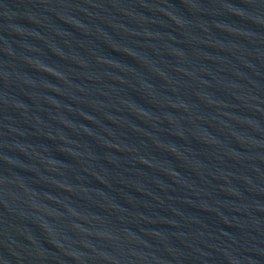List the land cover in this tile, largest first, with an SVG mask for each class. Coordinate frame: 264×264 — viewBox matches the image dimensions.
<instances>
[{
  "label": "water",
  "instance_id": "1",
  "mask_svg": "<svg viewBox=\"0 0 264 264\" xmlns=\"http://www.w3.org/2000/svg\"><path fill=\"white\" fill-rule=\"evenodd\" d=\"M0 264H264V0H0Z\"/></svg>",
  "mask_w": 264,
  "mask_h": 264
}]
</instances>
